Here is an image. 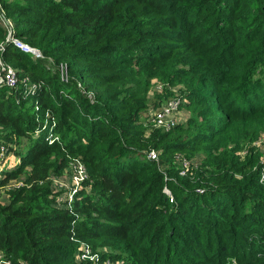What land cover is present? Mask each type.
I'll return each mask as SVG.
<instances>
[{"label": "trees", "instance_id": "trees-1", "mask_svg": "<svg viewBox=\"0 0 264 264\" xmlns=\"http://www.w3.org/2000/svg\"><path fill=\"white\" fill-rule=\"evenodd\" d=\"M1 13L19 84L0 88V264H264V0ZM176 98L174 122L155 125ZM76 160L87 177L70 198Z\"/></svg>", "mask_w": 264, "mask_h": 264}, {"label": "built area", "instance_id": "built-area-1", "mask_svg": "<svg viewBox=\"0 0 264 264\" xmlns=\"http://www.w3.org/2000/svg\"><path fill=\"white\" fill-rule=\"evenodd\" d=\"M3 19L9 26L10 31L12 32L14 24L10 20H8L5 16L3 17ZM15 41L17 42L18 47H20L22 50L27 52H32L38 58L42 57L41 56L42 54L39 50L31 46H28L27 44L23 43L18 39L17 40L15 39ZM18 84H19V77L16 69L13 66L5 64L0 60V88L2 87L15 88L18 86ZM180 102L181 100L179 98L173 99L167 105H164V109H162L163 107L162 106L161 109L156 112V114H153L154 115L153 120L155 121L156 125L169 126V124L174 122V120L170 119V116L172 115V112H174L178 108ZM166 110H169L170 114L169 113L167 114ZM167 118H169V120H167ZM45 123L46 125L43 126V128H47L48 125L50 126V123H52V121L46 119ZM53 124L54 123H52V125ZM2 157H3V152L0 151V159H2ZM149 157L152 159L156 158L157 157L156 152L152 151L149 154ZM74 165H75V173L73 174L72 183L74 184L73 186L75 187H73L70 190V198L73 197V194L81 186V182L87 177L86 168L81 161L79 162L76 160V163ZM57 183L59 182L57 181ZM20 185H22V183L18 182L15 186H20ZM60 185H63V183H60ZM72 192L73 194H71ZM79 258L81 260H87L88 258L96 259V254L92 255V250L88 246H85L83 251L79 253ZM100 264H116V262H113L111 260H106L104 263H100Z\"/></svg>", "mask_w": 264, "mask_h": 264}, {"label": "rangeland", "instance_id": "rangeland-1", "mask_svg": "<svg viewBox=\"0 0 264 264\" xmlns=\"http://www.w3.org/2000/svg\"><path fill=\"white\" fill-rule=\"evenodd\" d=\"M0 16H1V18L3 19V17L5 16L4 15V13H1L0 14ZM11 35V33H9V36ZM9 36H8V38H9ZM10 40H12L16 45H17V42L15 41V39L12 37V39H10ZM17 40V39H16ZM18 46V45H17ZM29 46V45H28ZM33 48H35V47H33ZM35 49H37V50H39L38 48H35ZM40 52H41V56H42V58H43V53H42V51L41 50H39ZM24 52H27V51H24ZM29 53H32V52H29ZM36 58H38L37 56H36ZM40 58V57H39ZM1 59V58H0ZM2 60V59H1ZM6 64V63H5ZM8 65H11V66H13L15 69H16V71H17V67H15V64H8ZM47 67H49V66H47ZM60 71L62 70L63 72H65V68H64V66H61L60 68ZM27 78H29V77H31V76H26ZM62 79L64 80V81H66V80H68V79H65V77H62ZM158 85H160V84H157L156 85V87L158 86ZM37 85H36V83H34V85H33V87H36ZM27 92V91H26ZM34 92H36L35 90H34ZM162 109H164V105H163V107H162ZM186 112V111H185ZM184 111L183 112H181L180 114H179V116H181L182 114L184 115V113H185ZM166 113L168 114L169 113V110H166ZM170 114V113H169ZM186 115L188 116L189 115V113L188 112H186ZM186 115H184V116H186ZM167 120H169V118H167ZM44 123V122H43ZM42 124V123H41ZM46 125V123L44 124V126ZM156 125V124H155ZM154 125V126H155ZM35 133H36V135H40V131L39 130H36L35 131ZM259 140V139H258ZM260 140H264V133H262V136L260 137ZM258 144V141L256 140V145ZM153 151V150H152ZM151 151V152H152ZM17 164V163H16ZM15 164V165H16ZM14 165V166H15ZM13 166H11V168H12ZM68 171H70V168L68 169ZM71 178H73V174L71 175V173H68V176H66L64 179H61V180H64V184H68V185H70V179ZM73 187H75V186H73ZM72 187V188H73ZM71 188V189H72ZM70 189V190H71ZM71 194H73V192L71 193ZM69 197H70V194H69Z\"/></svg>", "mask_w": 264, "mask_h": 264}, {"label": "water", "instance_id": "water-1", "mask_svg": "<svg viewBox=\"0 0 264 264\" xmlns=\"http://www.w3.org/2000/svg\"><path fill=\"white\" fill-rule=\"evenodd\" d=\"M12 37H13V35H12V33H11V35H10L9 38H8V40L12 39Z\"/></svg>", "mask_w": 264, "mask_h": 264}, {"label": "crops", "instance_id": "crops-1", "mask_svg": "<svg viewBox=\"0 0 264 264\" xmlns=\"http://www.w3.org/2000/svg\"><path fill=\"white\" fill-rule=\"evenodd\" d=\"M12 161H14L13 163H15V158H14V160H12ZM10 162V161H9Z\"/></svg>", "mask_w": 264, "mask_h": 264}]
</instances>
